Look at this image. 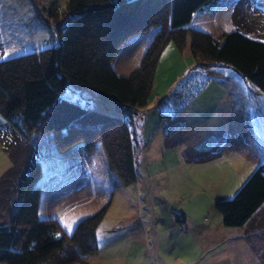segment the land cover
<instances>
[{
  "label": "trees",
  "instance_id": "obj_1",
  "mask_svg": "<svg viewBox=\"0 0 264 264\" xmlns=\"http://www.w3.org/2000/svg\"><path fill=\"white\" fill-rule=\"evenodd\" d=\"M221 1L68 0L66 12L54 25L57 44L8 57L0 45V113L13 132L53 133L61 149L78 141L91 149L101 138L109 166L120 182L135 183L138 168L134 132L139 126L135 117L151 101L156 67L168 43L182 52L189 46L194 63L163 99L170 106L159 112L160 121L165 122L162 130L167 148L188 139L190 132L179 115L211 79H240L264 92V35L258 33V23L245 6L235 9L236 13L234 10L235 28L221 36L190 25L195 13L214 10ZM50 12L53 19L59 18L53 8ZM153 26L158 30L137 68L128 75L118 74L112 61L121 45L131 35ZM80 88L92 89L100 97L90 100L81 94L83 101L79 102L76 99L80 96L71 93H78ZM100 99L105 102L98 106L96 100ZM0 141L16 160L3 124ZM227 142V131H217L188 144L182 155L186 162L209 161L224 153ZM15 170L11 165L0 181L11 178ZM41 171L38 159L27 166L20 204L9 222L0 223V262L92 264L84 258L99 248L97 228L111 199L79 218L67 232L58 218L39 214L41 187L35 182ZM214 207L227 226H245L264 216V162L233 197L216 199ZM171 211L181 231L188 217L183 211ZM261 256L264 258V252Z\"/></svg>",
  "mask_w": 264,
  "mask_h": 264
},
{
  "label": "rangeland",
  "instance_id": "obj_2",
  "mask_svg": "<svg viewBox=\"0 0 264 264\" xmlns=\"http://www.w3.org/2000/svg\"><path fill=\"white\" fill-rule=\"evenodd\" d=\"M67 2L68 0H0V45L4 56L57 44V34L53 29L66 12ZM220 5L223 6L222 12L227 11V16L219 11L221 15L217 20L221 22L219 26L212 28V35L221 36L234 29L232 18L234 24L229 28L231 21L228 17L233 15L235 9L240 10L243 6L258 23V33L264 35V0H222ZM52 8L58 12L59 18H52ZM195 21L198 22L199 19L196 18ZM213 22H207L208 26ZM172 46L173 51L167 47L156 67L150 101L152 107L169 93L175 81L185 76L194 63L181 55L182 51L175 45ZM190 50L191 48L188 49ZM80 91L71 93L74 97L80 96L76 99L79 102L83 101L81 94L94 95V90L89 88H80ZM97 102L104 105L105 100H96ZM179 116L190 132L188 142L226 130L228 142L224 153L209 161L186 162L182 155L183 145L167 148L162 129L152 136H141L137 132L143 127L141 124L144 118L140 113L138 118L135 117L139 126L134 132L137 139L135 155L138 180L133 184L123 185L111 168L109 171L105 161L100 162V156H105L106 153L101 138H98L93 146L92 156L97 159V167L100 169L94 171L92 186H98L100 194L91 205L99 209L103 206L101 201L105 200L102 203H106L111 198V218L115 220L122 213H128L127 217L134 215L130 225L138 237L140 228L148 227L149 235L143 236L142 244L139 241L130 244L128 264H264L261 256V252H264V216H257L245 226H227L214 207L216 199L233 197L259 164L264 162V92L240 79L221 82L213 78ZM158 119L159 113L156 121ZM4 123L13 138L11 154L16 157V160H12L10 152L4 149L0 141V166L5 163L8 165L6 170L11 165L16 169L9 179V185L14 187V191L20 192L27 166L38 159L42 171L36 178L35 185H40L45 202L48 197L52 200L48 204L51 205L49 217L61 220L69 232L66 224H70L71 230L73 229L71 216L75 217L78 211L68 213L67 205L64 206L67 201L59 200V197L62 192L73 187L77 180H83L82 184H86V189L83 192L72 191L73 199L68 202L81 205L92 199H87L92 192L89 190L91 175H88L83 166V162L87 165L86 154L79 157L67 156L64 151L72 145L61 149L54 134L37 130L32 132L30 139L17 134L19 132L11 133L12 126L0 113V125ZM82 184L78 182V185ZM83 194L85 197L82 198ZM20 197L18 194V199ZM46 205L43 203L42 216L46 214ZM79 208L77 210H81ZM172 209L183 211L188 217V221L181 225L184 228L181 231L183 236L178 237L176 245L171 233L163 238L160 235L164 231L163 226L159 229L156 225L161 221L160 215ZM56 214L62 217H57ZM3 219L4 217H0V223L8 221ZM154 230L162 238L158 241L157 237L155 243ZM188 243L194 247L193 250H188ZM136 246L139 251L135 250ZM88 256L84 259L97 264L94 257L91 259ZM125 261L127 260L124 259Z\"/></svg>",
  "mask_w": 264,
  "mask_h": 264
},
{
  "label": "crops",
  "instance_id": "obj_3",
  "mask_svg": "<svg viewBox=\"0 0 264 264\" xmlns=\"http://www.w3.org/2000/svg\"><path fill=\"white\" fill-rule=\"evenodd\" d=\"M222 8H223L222 5H218L214 10L205 9V10H201V11L195 13L192 21L190 22V25H192L193 27L204 29V30L214 34V31L212 28L219 26L220 22H221V21H219V19L217 20V17H220L221 13L224 15H226V13H227V11L222 12ZM219 11H221V13ZM196 18L199 19L198 22L195 21ZM228 18H230V21H231L229 24V28L230 27L232 28L231 24H234L232 21L233 15L232 14L229 15ZM207 19H211V20H207ZM210 21H214V22L212 25L208 26L207 22H210ZM157 30H158V27L153 26L146 31L133 34L121 45L116 57L112 61L113 68L118 74L128 75L135 70V68L140 63L142 56H143L148 44L152 40V38H153V36ZM231 30H233V29H231ZM172 45H175V44H172V42L168 43L166 45V47L164 48V50L162 51L160 57L165 52V49L167 47H168L167 49L173 51L171 49V47L173 48ZM174 47H176V45ZM188 49H190L189 46L186 48L185 51L181 52L180 54L183 55L185 58L192 60V52H191V50L188 51ZM138 57L140 60L138 59ZM160 57H159V59H160ZM188 68H189V66L186 67V69H188ZM190 69H189V71H190ZM153 85H154V83H153ZM79 92H81V91H79ZM83 96L85 98H89L90 100L94 99V96L100 97V95L96 94L95 92H94V95H92V96H89V95H83ZM163 99H164V97L159 99L158 103L153 107L151 106L152 102L149 103L146 108H144V109H142V111H140L141 117L144 118L143 122L141 124L143 126V127L141 126L142 130H140V132H139V134H141V136L142 135H149V134H151V136H152L154 134V132L158 131L159 129H162L165 122L160 121V118L156 121V115H157V113L160 112V109H164V110L170 109L169 104L165 103L163 101ZM109 101H111V100H109ZM93 105H96V104H93ZM98 106H101V105H98ZM148 111H150V112H148ZM147 123H148V126L146 127ZM3 125H5V123ZM11 133H15V131L13 132V130H12ZM17 134L30 138V136L32 135V132L31 133L28 132L27 134H22V133H17ZM50 134H53V133H50ZM206 137L205 136L198 137L197 140H194L192 142H188V139H187L185 143H182V145H183V147H186L188 144H196V143L202 141L203 139H205ZM11 140H13V138H11ZM70 150H72V151H70ZM92 152H93V147L90 150H87V148L85 147L83 142L75 143L68 150L64 151V153H66L67 156L79 157V156H82V154H86L85 159H86L87 165L85 164V162H83L84 163L83 166H84V170H86V172H88V175L89 176L91 175L89 190H91L92 193L90 194V196L87 199H89V198H92V199L87 204L84 203L81 205H76L73 202L70 204L68 202L69 200L73 199L72 198V194H73L72 191H77V192L82 191L83 192L86 189V187H85L86 184H82L83 180H77L76 183L73 185V187H70L69 190H67V192H62L61 196L59 197V200L67 201L66 203H64L65 204L64 206L67 205L66 208H68V213L78 211V213H76L75 217L71 216V218H73L74 224L82 216L87 215V214L92 213V212L97 210L96 207H94V205H91V204H93L94 200L96 199V196L99 195L100 193L98 190V186H96L95 188L92 186V182H93L92 177L95 176L94 171L99 170L100 168L97 167V159L92 156ZM102 161H105V164L109 167V171H111L106 154H105V156H100V162H102ZM7 166L8 165H5V163H4V165L0 166V176L5 172ZM9 179H7L5 181H0V217L1 218L4 217L3 220H6V221L8 220L7 222L10 221L13 212L15 211V209L20 204V201H21L20 199L22 198V195L19 192V190H17V192L14 191V187L9 185L11 183ZM78 182H80L82 185L81 186L78 185ZM75 187H76V189H73ZM15 192H16V195H15ZM107 193L108 192L106 190V195H107ZM18 194L21 195L20 199H18ZM81 197L82 198L85 197V194H83ZM109 199H111V198H109ZM109 199H108V201H109ZM51 201L52 200L50 199V197H48V198H46V202H45L44 199L42 198V193H41L40 208H39L40 216H42L41 214H42V210H43V203L45 205L47 203V205H46V208L44 210V212L46 214L43 215L42 217H49L50 216L51 213H49V212L51 211V205L48 206V204ZM102 202H105V200L101 201V203L100 202H98V203L103 204V205L107 203V202L106 203H102ZM111 202H112V199H111ZM111 202H110V204H111ZM86 205H90V206H86ZM64 206H62V207H64ZM77 207H80L79 209H81V210H77ZM127 214L128 213H122L121 216H119L118 218H115V220H114V218L110 217V209H108L105 218L102 220V222L100 223V225L97 228V238H98L99 250L96 254H93V255L90 254L88 256L91 259L94 257V259L97 261V264H128L129 263L128 259L130 257V255H129L130 244H133L136 241H139L140 244H142L141 240H142L143 236L149 235L148 227L145 228L142 226L139 230V237H138L137 233H135L134 231L131 230V225H130V220L134 217V215L127 217ZM56 215H57V217H62V216H60V214L59 215L56 214ZM159 219L161 221L156 224L157 227L160 229L163 226V228H164V231L160 235L163 238H165V237H167V236H165L167 233H171L170 234L171 237L175 238V245H176L178 243V241H177L178 237L183 236L182 232L179 230V224L180 223L177 222L176 216L172 213V211H169L166 214H161ZM182 224H184V223H182ZM99 230H101V232H99ZM161 236H159L156 233V231L154 230V234H153L154 243H155V240L157 242V237H158V241L160 239H162ZM136 248L137 249H135V250L139 251V247L136 246ZM193 248L194 247L191 246L190 243H188V250H193ZM124 259L127 260L128 262L127 261L124 262ZM163 264H171V263L164 262Z\"/></svg>",
  "mask_w": 264,
  "mask_h": 264
},
{
  "label": "snow or ice",
  "instance_id": "obj_4",
  "mask_svg": "<svg viewBox=\"0 0 264 264\" xmlns=\"http://www.w3.org/2000/svg\"><path fill=\"white\" fill-rule=\"evenodd\" d=\"M66 227H67L68 231L71 232V225L70 224H66Z\"/></svg>",
  "mask_w": 264,
  "mask_h": 264
},
{
  "label": "built area",
  "instance_id": "obj_5",
  "mask_svg": "<svg viewBox=\"0 0 264 264\" xmlns=\"http://www.w3.org/2000/svg\"><path fill=\"white\" fill-rule=\"evenodd\" d=\"M184 230V228H181V231Z\"/></svg>",
  "mask_w": 264,
  "mask_h": 264
}]
</instances>
